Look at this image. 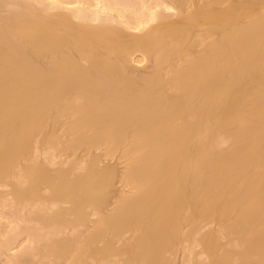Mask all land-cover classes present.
I'll return each mask as SVG.
<instances>
[{
	"label": "bare ground",
	"instance_id": "6f19581e",
	"mask_svg": "<svg viewBox=\"0 0 264 264\" xmlns=\"http://www.w3.org/2000/svg\"><path fill=\"white\" fill-rule=\"evenodd\" d=\"M87 1L26 0L0 14V186L10 184L21 207L39 204L47 188L53 211L43 221L58 230H79L87 207L100 214L77 250L71 233L37 253L69 264L125 254L133 264H171L184 228L213 219L239 249L223 250L219 231L199 233L206 264H264V0ZM144 59L152 72L134 74ZM62 116L66 150L112 153L127 142L125 168L99 167L96 154L74 163L81 174H51L38 153L65 146ZM220 136L230 144L219 150ZM115 180L133 191L117 193L105 213Z\"/></svg>",
	"mask_w": 264,
	"mask_h": 264
},
{
	"label": "rangeland",
	"instance_id": "374dc122",
	"mask_svg": "<svg viewBox=\"0 0 264 264\" xmlns=\"http://www.w3.org/2000/svg\"><path fill=\"white\" fill-rule=\"evenodd\" d=\"M25 1L26 0H24V1L19 0V2H18V0H14V1H12V0H0V14L1 15H5V14L7 15V13H10V14L14 13L16 10L18 11V6L21 7L20 9H22L23 8L22 6H23ZM85 1H87V0H85ZM90 1L91 0H89V2ZM21 2H23V3H21ZM93 2H94V0H93ZM90 3H92V2H90ZM25 4H26V2H25ZM41 5H43V4H40L39 7H41ZM14 6H16L17 8L14 7ZM10 7H12V9H10ZM44 7H45V5H44ZM42 8H43V6H42ZM2 13H4V14H2ZM118 27L121 29L122 26L121 27L118 26ZM122 30L125 31V32L127 31V29H125L124 27H122ZM198 30L199 29L196 30L197 33L201 34V32H198ZM200 31H201V29H200ZM197 49L196 50L199 51L200 47H198ZM150 63H149V61L144 59V61H142L141 64L134 66L135 69L134 68L132 69L133 73L134 74L137 73L139 75H141L143 73L142 75H144V74L148 75L149 73L152 72V63H151V65H150ZM68 120H69V118H67V116H62L59 119L58 124L56 125V128H58V129H56V131L58 130L57 131L58 134L61 135V138H59V141L61 143L65 144V146L62 144L63 148H60V147L58 148L60 152L58 151V149H56V150L51 149L52 150L51 151V150H49V146H47V147L46 146H44V147L42 146L40 148L39 153H38V160H40V161H46V160L49 161L50 165H48V167H49V169H51L50 170L51 174L57 168H61L62 167L61 169H63V167H64L65 168L64 170H68V169L71 168V166H72V168L70 169V172L73 175H74V172H75V175L76 174H81V171L83 173V170L75 167L74 163L75 162L79 163V161H81V160L82 161L84 160L83 162L90 163L92 161L93 157H95L94 155H96V154H99L102 157V159L100 157V162L101 163H100L99 167L100 166L101 167H106V165H110L111 167L116 168L115 170H116L117 174H118L119 170L122 171L125 168V166L127 165V159L128 160L130 159L129 155H126L125 152L123 154V149L125 148V146H126V149L128 147L127 146V142H126V144L122 143L121 146L118 147V150L117 151L115 150V152H112V153H107L106 147L104 145L99 147V148H97V149H90L91 151L90 150H86L84 147H79L80 149L78 148V149H72V150L70 148H67V150H66V147H67L66 144L67 143L69 144V141L71 140V137L68 136L69 132H67V134H66V133H63L62 131H63L64 127H65L64 125H66L68 123ZM61 124L63 125V128H62ZM64 134H66V135L63 137ZM62 138H63V140H62ZM218 138H219V136H218ZM229 144H230V140L228 138L222 137V139H221V136H220V141L216 142L214 144V146L216 147V149L220 150V148L221 149L223 147L226 148V146H228ZM62 145H61V147H62ZM128 145H129V142H128ZM47 149L50 152V153L48 152V154L46 153ZM62 149H63V151H62ZM43 150H44V153H45L44 155L45 156L48 155L47 157L43 156V153L41 152ZM53 151H55V152H54V154L52 156ZM103 154H105V155L108 154V155L104 156ZM49 155H51L53 161H51V157ZM125 155H126V157H125ZM64 163H66V164H64ZM68 165H69V167H68ZM73 166H74V169H73ZM71 173H70V175H72ZM73 175L70 176V178L71 177L73 178L75 176V175L74 176ZM12 180L15 181V179H12ZM114 183H115V185H113V188L110 191V194L108 196L106 194L107 198L109 196L110 197L106 201V203L108 202L107 205L105 203V207H104L105 208L104 209L105 213H109V212H111L113 210L112 208L115 207V205L117 203V198L116 197H118V194L120 195V191L121 192H123V191H127V192L133 191L129 186H124L123 182L121 183V181L119 182V180L118 181L115 180ZM11 190H12V186L10 184H8V183H7V185L5 183L4 185L2 184L0 186V264H18L19 263L18 262V258L20 256V252L22 254L23 250H25V254L27 253L29 255V257L27 255V258H26V255L23 253L25 259L23 260V254H22L21 255L22 257L20 258L22 264H25L26 262L29 263V264H34V263L35 264H59V262L61 260H62L61 264H66V262H67V264H69V260H66V261H64L63 259H58L57 260V259L53 258L52 256H49L47 254L45 255V253H47L46 249H45V245H48L49 244L48 242H51L53 240H57V238L59 240L60 239L61 240H66V241L69 242V239H70V241L72 240V234H73V238L75 239L76 236H77V238L75 240L74 239L72 240L74 242V244H73L74 248H73L72 241H71V243H70L71 249L70 250L71 251L77 250L78 249V245H79V247H81L83 245V242H84L83 238L85 239V237L87 236L88 229L90 231L91 227L94 226V222L98 219L100 214L99 213H95V215H94V212L92 211V209L90 207H87L85 213H86V218H88V221L86 219L85 224L82 225L83 227L80 226L79 230H78V226H73L71 224L70 225L68 224L69 225L68 227H67V225L65 226L67 229H65L64 227H61L58 230V228L56 226L53 227V226L49 225V222L47 224L45 221H43L44 219L47 221L46 217L48 218V215L50 214V211H53V210H51V208H49V206L51 207V201L50 200L52 198L49 199V195L48 194H50V191L47 188L45 189V187H43L42 191L40 192V195H39V196H41L42 201H44V202L41 201V198L39 200V204H35L36 202L38 203V200L34 201L33 204H32V201H31V204H30V202L27 203V201H26V203L25 202H23L24 204L22 203L23 209L21 207L20 202H16L14 200V198H12V194H10ZM116 190H118V191H116ZM1 192H2V194H1ZM115 193L116 194L118 193L117 196L115 195ZM47 195H48V197H47ZM46 200H49L50 205L47 204L48 202ZM29 204L31 205V207H30ZM59 206H61V205L59 204ZM62 206H63V209H64V207H68V205H65V204L62 205ZM54 207H55V209H57L58 204L56 205V203H55ZM92 212H93V214L91 215ZM32 214H34V215H32ZM44 214H45V217L43 219ZM37 215H39V220L40 221H41V218H42L43 226H41L42 223H40L39 220H37L35 222V219L36 218L38 219V217H36ZM87 215H88V217H87ZM31 216H32V218H33V216L35 217V219H33V221L31 220ZM69 218H70V216H69ZM72 218H73V216H72ZM37 222H38V225L35 226V224H37ZM221 222H223V221H215L213 219L202 220V221H200L198 223V227H197V229L195 231L197 234L195 232L191 231V229L189 228L190 226L189 227L186 226L184 228L183 232H182V233H185V235L182 234V236L183 235L185 236L184 238L182 237V239H185V240L181 239L182 243H180L179 246H175L174 247L176 249V250L173 249V251H172L173 253H175L174 256H173L172 252H171L172 254H170V255L168 254L169 257H167V259L168 258L170 259L169 262L171 264L172 263L173 264H191V263L194 264L196 262L197 263H201L202 262L201 264H206L207 260H208L207 259V255H206L205 252L203 253L204 249L201 248V245L199 246L198 242H196V244H195V241H197L196 238H198L200 236L199 233L203 234L205 232L210 231L211 229L216 230V232L219 231L218 232L219 235L217 234L218 235V241H220V238H221L220 242L223 243V246L220 243L221 244V248L222 247L224 248V246H225V248L223 250H227V249L231 250V249H233L231 251H234V246L235 245L232 242L234 240H237V239L235 237H232V236H227V235H225L223 233V231H224L223 227H225L224 226L225 223L224 222L221 223ZM85 226H86V228H85ZM40 228H42L41 232H40ZM54 228L57 229V230L54 231ZM37 229H38V232H37ZM186 229H188V231H186ZM60 230H62V232ZM74 230L77 231L76 234H74V232H75ZM44 231H46L48 233V235H47L46 232L44 233ZM59 231H60V233H58ZM189 231H191V232H189ZM186 232H188V237L186 235L187 234ZM15 233H16V235H15ZM40 233H42V234H40ZM131 233L132 232H130V231L125 233L123 235L124 239H122L123 237H121V242L123 241L122 243H124V240L127 241L128 239H131L130 237L133 236V234H131ZM189 233H190V235H189ZM43 234H45V235H43ZM55 234H56V237H55ZM80 234H81V236H80ZM34 236H35V238H34ZM62 237H64V238L62 239ZM32 238H33V241H31ZM48 238H50V239H48ZM187 238H189V239H187ZM229 238H230V240H232V242L229 241ZM39 239H40V242H39ZM80 239H81V242H80ZM29 241H30V244L28 243ZM31 242H34V243L31 244ZM121 242L117 241L116 243H114V246L115 247L121 246L122 245ZM36 243H39L37 248H36ZM81 243H82V245H81ZM235 243L239 244L238 240ZM34 244H35V246L32 248V246ZM42 244H43V247L39 248L40 246H42ZM227 244H230V245H228V247H226ZM28 245H30L29 248H28ZM232 245H233V247H232ZM95 246H97V245H95ZM177 248H178V250H177ZM37 249H38V251H39V249L40 250L42 249V251L45 252V253L44 254H42L41 252L37 253ZM44 249H45V251H44ZM235 249L238 250L239 248H237V246H235ZM230 250H228V251H230ZM34 252L36 253L37 257H35V253ZM69 252H68V254H69ZM17 254H18V256H17ZM40 255L42 256L41 259H39ZM69 255H67L66 257L69 258ZM44 256H45V259H43ZM46 256L48 258H50V259L48 260V258ZM127 256H128V254L121 255V256H118V257L114 256L113 258L111 256L110 259H108L106 261V263L104 262V264H133L127 259ZM27 259H29V260L27 261ZM35 260H40V261L39 262L38 261L35 262ZM82 261L84 263L89 262V264H91L93 262L92 260L90 261L89 259L87 260L86 258H84ZM82 261L79 264H84ZM92 264H95V262H93Z\"/></svg>",
	"mask_w": 264,
	"mask_h": 264
}]
</instances>
